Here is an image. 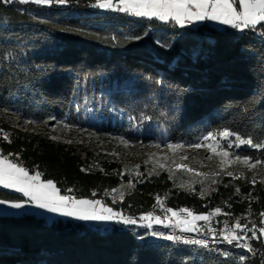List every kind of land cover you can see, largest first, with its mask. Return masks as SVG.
Masks as SVG:
<instances>
[{
  "label": "trees",
  "instance_id": "trees-1",
  "mask_svg": "<svg viewBox=\"0 0 264 264\" xmlns=\"http://www.w3.org/2000/svg\"><path fill=\"white\" fill-rule=\"evenodd\" d=\"M94 3L0 0V154L17 159L31 174L40 172L62 194L103 198L133 214L152 209L159 204L157 197L174 211L186 208L193 214H212L226 201L231 203L225 212L229 217L245 220L252 211L264 212V180L255 177L253 184L252 176L239 173L240 179L219 173L210 183L188 188L166 172L142 175L122 201L113 203L103 194L127 179L113 155L85 141L68 143L24 128L68 124L82 138L91 135L111 144L121 137L147 143L155 124L175 143H191L224 127L264 139V29L181 27L101 12ZM85 98L100 102L94 105V123L83 121ZM112 110L130 115L144 135ZM239 154L264 160V149L244 147ZM177 174L188 177L180 170ZM0 199L23 200L4 189ZM235 251L247 255L246 264H264L263 252ZM236 263L231 256L173 245L159 236L151 239L147 229L133 226L100 230L71 219L0 213V264Z\"/></svg>",
  "mask_w": 264,
  "mask_h": 264
},
{
  "label": "snow or ice",
  "instance_id": "snow-or-ice-1",
  "mask_svg": "<svg viewBox=\"0 0 264 264\" xmlns=\"http://www.w3.org/2000/svg\"><path fill=\"white\" fill-rule=\"evenodd\" d=\"M3 3L12 4H28L34 3L37 5H52L60 4L64 5L69 0H2ZM92 7L110 9L122 13H127L136 17H144L148 19H156L163 22H175L176 24L184 27L186 24H192L196 21H218L220 24L229 25L233 29L243 31L244 29H264V0H95ZM264 35V33H262ZM139 39V37H136ZM8 57H12L13 53L9 52ZM246 111V110H245ZM148 119L147 117H144ZM54 119V118H52ZM33 121H27L32 123ZM47 123V121H45ZM64 127H71V125L65 124ZM2 131V129H0ZM219 137V139H217ZM234 137V139H232ZM4 139H8L7 134L4 135ZM55 139V137H53ZM221 140L226 141V145H221ZM122 143H127L123 137L120 138ZM69 143L71 141H68ZM160 147L159 144L155 145ZM190 147L199 149L205 147L210 154H214L220 157L221 166L230 164L234 161H239L249 168L256 167L257 165L264 164V160L255 159L250 156H241L237 153L230 152L229 149L240 148L241 146H249L254 149H264V139H255L251 136L245 137L239 132L232 131L228 127L216 131H208L203 135L202 141L189 145ZM183 144L168 143L167 148L169 150H175L183 148ZM212 158V155L207 157ZM182 159H187L183 157ZM175 163V161H173ZM161 168L165 165L161 164ZM177 167L183 168L187 172H193V169L187 165L179 164ZM197 176H218V172L214 173H201L196 172ZM228 176L235 179H240L241 176L232 172L227 173ZM42 174L36 172L30 174L29 170L20 166L17 163H13L8 156L0 155V186L4 188L14 189L16 192L21 193L23 199L19 202H9L0 200V205L9 204L11 208L21 209L26 204H33L36 208L45 209L50 213H59L65 217H74L83 221H117L124 225H135L136 219L132 217H126L119 212H114L112 208L106 207L100 200L92 199H77L73 195H62L61 190L56 186L52 180H42ZM212 183L217 181L213 179ZM264 182V181H262ZM203 183V181H201ZM251 183L255 184V177L252 178ZM183 187V185H181ZM71 192V189L67 190ZM113 191H116L115 189ZM240 191L239 188L236 189ZM204 193L202 192L201 195ZM123 194H121V199ZM157 202L163 208V203L160 201V197H157ZM167 213H171V216H166L161 219L160 216L153 215L152 212H148L141 215L139 219L146 222V227L151 229L153 224H163L164 227L175 226L180 229L181 232L191 233L199 232L197 222L210 220V215H196L189 209H180V213H186L185 217H181L180 213L174 211L171 208L166 209ZM220 208L215 209L214 214H219ZM264 216V212L260 214ZM165 220L168 223H165ZM253 229H247V225H242L237 219L232 227L225 224L224 229L220 230L219 235L228 244L236 242L237 247L246 248L248 252H253V249L248 243H239L242 239L237 234V230L241 232L247 229L253 231ZM212 233L213 239L216 237V232L213 229H208ZM259 233L264 234V227L258 229ZM151 236H159L165 240L182 242L186 245H198L207 249L209 242L207 239H190L184 238L179 235H165L163 232L152 231ZM225 256L229 253L224 252ZM240 261H244L246 256L241 255Z\"/></svg>",
  "mask_w": 264,
  "mask_h": 264
},
{
  "label": "rangeland",
  "instance_id": "rangeland-1",
  "mask_svg": "<svg viewBox=\"0 0 264 264\" xmlns=\"http://www.w3.org/2000/svg\"><path fill=\"white\" fill-rule=\"evenodd\" d=\"M115 2L116 0H114V3ZM97 9H99L101 12L112 11L110 9H102V8H97ZM214 26H216L217 29L223 28L219 24L217 25L214 24ZM95 104L99 105L100 102L97 100L89 101L86 98L84 99V104H83L84 107L81 109V114H82V118L84 122L94 123L98 120L97 119L98 113L95 111V109L97 108L94 107ZM112 112H113L112 115L119 113L118 114L119 119L130 121L132 123L131 128L133 132L139 133L140 135H144V128L141 125H139V123L134 121L130 117V115H123L122 112H118L116 110H112ZM12 121L17 122L16 119ZM24 128L29 129V130H34V131H46L49 137L51 138L55 137L56 140H60L64 142H68V141L83 142L85 141L86 145L97 147L102 152L108 153L109 155H113L115 159L122 166V174L126 175L127 177V179L119 187L115 188L116 191H113L114 190L113 189L110 192V194L109 193L103 194L104 197L111 199L113 203L122 201L123 198L121 199V194H123V197H124V195L133 188L134 181L140 176L142 175L151 176L154 174H158L160 172H166L170 176L175 177L179 185H183V187H186V188L193 187L194 183L196 182L203 181V182L210 183V180L214 178L212 176H208V177L197 176L195 175L196 172H201V173L218 172L224 175H227L228 172H232L234 174L239 173L242 176H252V177H256V178L264 180V164L257 165L256 167H253V168H249L247 165L239 161H234L222 167L221 162H220V157L214 154H210L207 148L201 147L199 149H196V148L189 146L191 144L201 142L202 137L205 134L199 135L191 143H175L169 140L168 134L165 131L166 129L164 127L158 124H155V126L152 127V129L150 128L151 130H149L151 131L150 140L147 143H144V144L142 143L138 145L137 143L128 142V141L127 143H122L120 140H118V142H114L111 144L106 141H101V140L97 141L91 135H88V137L86 138L84 134H82L84 135L82 138V136L79 135V133L76 134L75 130L72 127H64L63 124L59 127H55L50 124H47L44 126L40 124H30V125L26 124L24 125ZM84 137L86 138V140ZM110 137L114 138V136H110ZM217 139H219V137H217ZM232 139H234V137ZM220 142H221V145H226L227 143L226 141H223V140H221ZM168 143L183 144L184 147L178 148L175 150H169L167 148ZM157 144H159L160 147H156L155 145ZM244 147L251 148L249 146H241L240 148L233 147L232 149H229V151L239 154V150H241ZM209 155H212L211 159L207 158ZM183 157H187V159H182ZM11 160L13 161V163H17L20 166H22L19 162H16L13 159ZM173 161H175V163H173ZM161 164L165 165V167L161 168L160 167ZM179 164L187 165L189 168L193 169V172H187L183 168L177 167V165ZM178 170L187 173L188 177L185 178L184 175L177 174ZM0 189H4L6 191L16 193L22 196L21 193H18L14 189H11V188H4L3 186H0ZM62 195H70V194H62ZM22 199H27V198L22 196ZM77 199L100 200L103 203V205H105L106 207L112 208L114 212H119L126 217H132L133 219H136L137 223L135 225H124L122 223H118L117 221H83V220H78L74 217L62 216L59 213H50L45 209L36 208L33 204H26L25 207L21 209H14V208H11L9 204H3V205H0V213L17 214V215L23 214V213H31L37 216H41L45 218L47 221H52L53 219H57V218L71 219L74 221L85 222L92 227L99 228L100 230L110 228L114 224L123 225V226H133V227H137L141 229H147L149 231V238L151 239L157 238V236L154 237L150 235L152 231L164 233L165 230L168 228V227H164L163 224H153L152 228L149 229L145 226L146 222L141 221L139 219V217L144 214H133V213L124 211L122 209H116L113 206L107 205L103 198H98L94 196V197H89V198H77ZM9 202H19V201H9ZM176 212H180V209L176 210ZM196 215H203V214H196ZM169 216H171V213H169ZM161 219H164V218H161ZM165 223H168V221L165 220ZM242 239L243 240L240 243H245V242L248 243L245 237H242ZM237 249L247 252L246 248L237 247ZM236 264H246V263L241 262V263H236Z\"/></svg>",
  "mask_w": 264,
  "mask_h": 264
},
{
  "label": "built area",
  "instance_id": "built-area-1",
  "mask_svg": "<svg viewBox=\"0 0 264 264\" xmlns=\"http://www.w3.org/2000/svg\"><path fill=\"white\" fill-rule=\"evenodd\" d=\"M189 24H186L185 26H188ZM17 160V159H16ZM15 160V161H16ZM229 202L226 201V206H220L221 212L219 214H214L215 211L210 215V220L208 222L205 221H199L197 223V227L200 229L199 232H191V233H184L181 232L178 227L170 226L168 227L164 234L165 235H179L184 238H190V239H207L209 242V247L205 249L206 252L213 253V254H220L225 256L223 253L227 252L229 255L234 257L236 259L237 263L245 262L240 261L239 257L241 255L246 256V254H241L236 252L237 246L236 242L234 241L233 244H228L226 241L223 240L222 236L219 235L220 230L224 229L225 224L227 223L229 227H232L235 223V221H229L225 220V212H227V209L230 208ZM163 208H161L160 204L156 209H148L145 212H142L140 214H146L148 212H152L153 215L160 216L161 218H165L166 216H169V213L166 212V209H168L166 204H163ZM180 213V212H178ZM261 213L257 212H250L248 213V216H245L244 222H240L242 225H247V229H253V226H255V236H253V231H248L245 229V231L241 232L240 230H237V234L240 237H245L248 243L251 245V248L253 249V252L258 251L259 253H264V234L259 233L258 229L261 227H264V216L260 215ZM181 217H185L186 213H180ZM208 229H213L216 232V237L213 239L212 233L208 231ZM241 239L239 243L242 241ZM175 245H186L182 242H176ZM186 246H193L194 249H197V247H200L198 245H186ZM253 252H246L249 254H252Z\"/></svg>",
  "mask_w": 264,
  "mask_h": 264
},
{
  "label": "crops",
  "instance_id": "crops-1",
  "mask_svg": "<svg viewBox=\"0 0 264 264\" xmlns=\"http://www.w3.org/2000/svg\"><path fill=\"white\" fill-rule=\"evenodd\" d=\"M175 23V22H174ZM202 24H208V25H211V26H213V27H215V28H217L216 26H214V24L215 25H217V24H219V25H221L223 28H225V27H231V26H229V25H223V24H220L218 21H209V20H204V21H196V22H194V23H192V24H189L188 26H190V27H196V26H198V25H202ZM178 25V24H177ZM180 26V25H179Z\"/></svg>",
  "mask_w": 264,
  "mask_h": 264
},
{
  "label": "bare ground",
  "instance_id": "bare-ground-1",
  "mask_svg": "<svg viewBox=\"0 0 264 264\" xmlns=\"http://www.w3.org/2000/svg\"><path fill=\"white\" fill-rule=\"evenodd\" d=\"M163 204H165L164 202H162ZM159 204H156L154 207H152V209H156L158 207ZM226 206V205H225ZM239 220L240 222H244V220L240 217H229L227 216V213H225V220H229V221H236V220ZM169 241V240H168ZM173 245H175V241H170ZM190 247H193V246H190ZM197 249H200V250H205V248H202V247H197Z\"/></svg>",
  "mask_w": 264,
  "mask_h": 264
}]
</instances>
